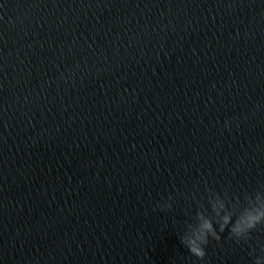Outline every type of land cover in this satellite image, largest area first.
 Instances as JSON below:
<instances>
[{"label":"clouds","instance_id":"obj_1","mask_svg":"<svg viewBox=\"0 0 264 264\" xmlns=\"http://www.w3.org/2000/svg\"><path fill=\"white\" fill-rule=\"evenodd\" d=\"M229 127V122H226ZM195 198V194H193ZM175 197L168 199L158 206L161 211H171ZM197 209L193 215L186 211L189 217L185 221L181 243L188 249L191 256L204 261L206 248L211 241L220 242L222 234L227 230L229 239L236 243H248L253 231L264 228V185L254 192L245 191L242 195L233 193L230 189L222 192L206 187V195L196 200ZM260 255L256 256V249L249 253L254 257L253 264H264V245H260Z\"/></svg>","mask_w":264,"mask_h":264}]
</instances>
